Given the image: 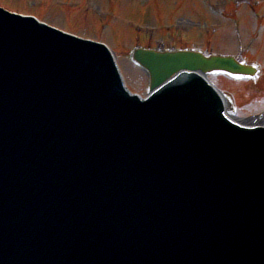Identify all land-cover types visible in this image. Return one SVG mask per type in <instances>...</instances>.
<instances>
[{
    "label": "water",
    "instance_id": "95a60500",
    "mask_svg": "<svg viewBox=\"0 0 264 264\" xmlns=\"http://www.w3.org/2000/svg\"><path fill=\"white\" fill-rule=\"evenodd\" d=\"M134 57L146 101L104 45L0 9V264H264V128L197 73L254 69Z\"/></svg>",
    "mask_w": 264,
    "mask_h": 264
},
{
    "label": "rangeland",
    "instance_id": "374dc122",
    "mask_svg": "<svg viewBox=\"0 0 264 264\" xmlns=\"http://www.w3.org/2000/svg\"><path fill=\"white\" fill-rule=\"evenodd\" d=\"M199 0H0V3L21 12L35 13L43 20L64 27L80 35L98 38L109 43L117 52L125 78L131 89L142 94L147 93L148 78L146 73L133 66L128 59V51L137 42L158 43L164 35L166 44L185 42L194 43L205 48L209 41L214 51L237 52L236 39L227 31V18L209 16L208 7L200 5ZM222 1V0H212ZM147 2V3H146ZM156 8V9H154ZM188 19L194 21L209 20V27L199 29L191 27ZM243 40L246 59L255 60L264 67V29L260 32L254 23L241 17ZM187 20V21H186ZM176 21H182L181 30L176 28ZM148 30V25L162 27L153 38L141 35L137 39L134 24ZM249 28L248 27H251ZM163 27H171L165 30ZM212 27V28H211ZM213 27L217 30L212 33ZM173 32L175 34H173ZM212 33V34H210ZM254 35L255 37H252ZM183 36V37H182ZM158 38V39H157ZM183 38V39H181ZM228 38V39H227ZM184 40V41H183ZM185 43V44H186ZM239 45V44H238ZM264 70V69H263ZM257 84H234L220 75H211V79L227 94L233 93L240 107L238 117L249 119L264 113V74ZM251 114H247L246 111ZM251 115L249 117H246Z\"/></svg>",
    "mask_w": 264,
    "mask_h": 264
},
{
    "label": "bare ground",
    "instance_id": "6f19581e",
    "mask_svg": "<svg viewBox=\"0 0 264 264\" xmlns=\"http://www.w3.org/2000/svg\"><path fill=\"white\" fill-rule=\"evenodd\" d=\"M235 120L242 122L244 124H264V117H254L251 120H239L238 118L234 117Z\"/></svg>",
    "mask_w": 264,
    "mask_h": 264
}]
</instances>
